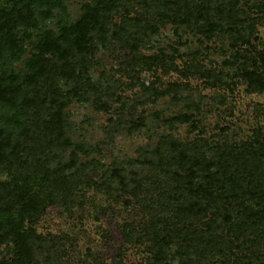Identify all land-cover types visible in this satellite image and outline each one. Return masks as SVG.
I'll use <instances>...</instances> for the list:
<instances>
[{
    "label": "rangeland",
    "instance_id": "rangeland-1",
    "mask_svg": "<svg viewBox=\"0 0 264 264\" xmlns=\"http://www.w3.org/2000/svg\"><path fill=\"white\" fill-rule=\"evenodd\" d=\"M56 1L48 17V6L33 2L36 25L18 27L21 59L6 51L1 64L22 75L40 36L59 38L89 9L98 11L86 73L56 80L66 126L59 147L42 160L51 170L68 166L64 175L76 187L23 223L32 264H264V225L242 226L238 199L230 212L235 224L224 223L230 209L221 208L200 219L184 211L177 220L178 205L197 198L177 180L179 160L169 153L174 142L189 156L217 162L226 148L256 147L264 172V88L250 89L242 76L254 68L264 75V0H200L209 9L208 15L200 9L202 19L188 14L184 0ZM8 2L0 0V7ZM221 6L234 11L233 23L219 15ZM28 117L0 105V127L16 134ZM206 174L200 171L192 186L205 184ZM10 179L2 169L0 183ZM220 179L215 190L229 189L227 178ZM250 179L242 185L264 189ZM248 203L264 208L259 198ZM18 252L9 237L0 261Z\"/></svg>",
    "mask_w": 264,
    "mask_h": 264
},
{
    "label": "trees",
    "instance_id": "trees-1",
    "mask_svg": "<svg viewBox=\"0 0 264 264\" xmlns=\"http://www.w3.org/2000/svg\"><path fill=\"white\" fill-rule=\"evenodd\" d=\"M6 1H9L11 6L0 7V105L18 109L22 114L26 111L29 117L17 134L9 127H0V171L7 168L11 175L10 182L0 183V216H4L0 220V245L7 242L9 237L19 245L18 256L9 263L0 261V264H32L34 250L30 236L22 231L23 223L32 222L47 204L57 200L58 195L66 198L76 187L71 177L64 175L68 166L59 165L51 170L42 160L43 155L59 147V140L66 126L62 114L65 103L60 101L62 93L56 80H71L77 72L86 73L84 54L94 49L93 33L101 19L96 9H89V12L74 24L62 28L59 38L50 33L40 36L36 52L23 62L24 73H7L1 66L4 54L9 51L15 61L21 59L24 52V35L19 36L18 27L24 26L26 30L36 25L31 9L36 0ZM191 1L184 0L185 5L183 4L189 15L195 16L196 19L204 18L200 9L208 15L209 9L200 0ZM37 2L41 6H48L43 10L47 17L51 14V9L59 5L56 0ZM218 13L221 17L226 13L231 23L235 21V13L231 8L218 7ZM205 22H209V18H206ZM76 57H81V60H76ZM242 76L250 89L264 88V75L258 68L245 69ZM46 104H49V107L45 106ZM176 152L177 155L174 154ZM169 153L172 159L179 160L180 173L174 174L177 180L181 186L186 184L188 191L197 198L188 201L186 206L178 205L174 213L177 220H182L184 211L187 218L200 219L208 212L215 216L213 211L221 208L230 209L228 212L224 211V223L235 224L230 212L234 209L233 201L238 199L237 221L246 227L264 225V208L254 209L251 204H245L246 200L252 202L258 198L264 201V189L255 190L242 185L247 179L252 181L250 178H256L257 182L259 181L257 184L264 186V172H261L259 167L262 155L258 148H226L218 154L217 162L189 156L182 145L174 142L170 143ZM245 161L247 164H242ZM214 166H217V170L212 172L211 168ZM200 171L207 173L205 184H198L194 188L193 181ZM221 175L227 178L230 187L226 191L217 192L214 182L221 183ZM32 184L38 189L34 190ZM15 217H18L19 222H16ZM210 222L212 217L209 218L207 226H210ZM29 229V233H32L33 228L30 226Z\"/></svg>",
    "mask_w": 264,
    "mask_h": 264
}]
</instances>
